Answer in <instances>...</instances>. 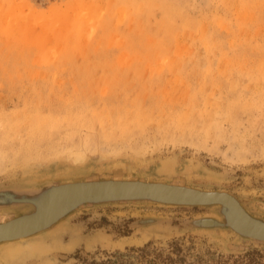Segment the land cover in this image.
Masks as SVG:
<instances>
[{
    "label": "rangeland",
    "instance_id": "rangeland-1",
    "mask_svg": "<svg viewBox=\"0 0 264 264\" xmlns=\"http://www.w3.org/2000/svg\"><path fill=\"white\" fill-rule=\"evenodd\" d=\"M109 179L228 192L264 220V0H0V191ZM30 211L0 207V223ZM202 218L223 220L218 206L86 204L17 241L43 252L8 259L1 244L0 264L174 241L183 264H236L264 249L191 226Z\"/></svg>",
    "mask_w": 264,
    "mask_h": 264
},
{
    "label": "water",
    "instance_id": "water-1",
    "mask_svg": "<svg viewBox=\"0 0 264 264\" xmlns=\"http://www.w3.org/2000/svg\"><path fill=\"white\" fill-rule=\"evenodd\" d=\"M66 199L52 215L48 214L57 200ZM121 201H149L173 206H218L223 220L202 218L191 222L196 228H227L241 238L264 244V220L248 213L239 200L224 191H205L187 186L142 180H93L52 184L38 190H2L0 207L28 206L31 211L0 223V245L35 236L86 204H101ZM36 221L26 229H16L22 221ZM141 220L138 225L148 224ZM22 224V223H21ZM237 248V247H236ZM238 249V248H237Z\"/></svg>",
    "mask_w": 264,
    "mask_h": 264
},
{
    "label": "trees",
    "instance_id": "trees-1",
    "mask_svg": "<svg viewBox=\"0 0 264 264\" xmlns=\"http://www.w3.org/2000/svg\"><path fill=\"white\" fill-rule=\"evenodd\" d=\"M185 249L179 241L172 242L167 249L150 244L142 248H132L126 252H105L102 258L94 255L79 258L78 264H183ZM236 264H264V249L251 248L235 259Z\"/></svg>",
    "mask_w": 264,
    "mask_h": 264
},
{
    "label": "bare ground",
    "instance_id": "bare-ground-1",
    "mask_svg": "<svg viewBox=\"0 0 264 264\" xmlns=\"http://www.w3.org/2000/svg\"><path fill=\"white\" fill-rule=\"evenodd\" d=\"M27 4V3H26ZM15 9V8H14ZM175 21V20H174ZM202 28V27H201ZM204 28V27H203ZM160 33V32H159ZM111 111V110H110ZM106 112V111H105ZM119 118V117H118ZM119 123V122H118ZM117 123V124H118ZM69 197L71 196H63V197H60L57 202L55 203L54 207L49 210L48 214H45L43 216H41L42 218L41 219H44L45 217H47L48 215H52L54 214L60 207V205H62V203L68 199ZM36 221H32V220H29L28 222L26 221H22L21 223L15 225L16 226V229L18 230L19 228L20 229H26V228H29L31 227ZM5 228L4 227H0V233L4 232ZM149 236L147 234H143L141 236V238L139 239H133L131 240V238H123V239H120L117 243H116V246L115 247H118V248H122L124 247L125 245L129 244V243H141L143 241H145ZM72 245V243H71ZM70 246V245H69ZM5 247V246H4ZM46 249L41 246L40 244H31L27 247L26 250L23 249V247L20 245V243H18L17 241L15 242H8L6 244V249L5 251H3V254H5L6 257L9 258H15V257H18L20 256L22 253H26L27 252V255L28 256H34L35 254L37 253H40V252H43L45 251Z\"/></svg>",
    "mask_w": 264,
    "mask_h": 264
}]
</instances>
